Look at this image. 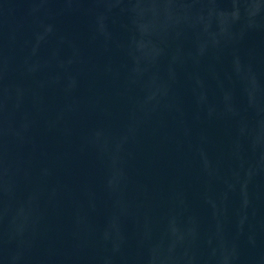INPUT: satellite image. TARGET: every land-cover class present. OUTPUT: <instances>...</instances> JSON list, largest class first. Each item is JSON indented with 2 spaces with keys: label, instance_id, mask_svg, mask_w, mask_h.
Masks as SVG:
<instances>
[{
  "label": "water",
  "instance_id": "1",
  "mask_svg": "<svg viewBox=\"0 0 264 264\" xmlns=\"http://www.w3.org/2000/svg\"><path fill=\"white\" fill-rule=\"evenodd\" d=\"M0 264H264V0H0Z\"/></svg>",
  "mask_w": 264,
  "mask_h": 264
}]
</instances>
